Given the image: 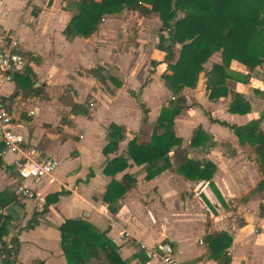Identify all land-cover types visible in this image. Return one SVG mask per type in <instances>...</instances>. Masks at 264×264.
<instances>
[{
  "label": "crops",
  "instance_id": "0c3cea01",
  "mask_svg": "<svg viewBox=\"0 0 264 264\" xmlns=\"http://www.w3.org/2000/svg\"><path fill=\"white\" fill-rule=\"evenodd\" d=\"M74 2L0 0V51L14 39L27 54L24 71L12 75V83L3 88L2 101L13 116V129L25 136L37 158L59 161L50 177L28 184L38 199L19 198L15 195L20 177L12 165L14 157L0 145V204L12 212L0 222V231L7 250L18 241L14 264H66L59 233L66 220H83L105 232L125 264H161L148 259L141 249L142 244L153 246L161 241L171 245L178 264H225L209 257L208 237L221 232L232 238L230 264H264V187L259 186L263 177L256 154L251 146L239 144L226 127L210 120L243 126L262 116L264 131V65L249 72L231 62L232 72L250 75L248 82L228 77L230 89L250 104L245 115L228 113L230 95L210 102L204 74L195 89H184L187 104L192 106L175 119L174 129L188 158L215 166L209 182L187 180L174 165L147 181L143 166L129 162L124 173L133 175L136 185L120 201L118 212L111 214L102 195L112 178L103 174V167L106 160L126 150L134 135L138 143L150 137L159 108L171 98L161 79L165 54L155 47L156 15L143 18L125 11L105 15L91 37L65 38L63 30ZM153 17L158 21L155 36L150 33ZM108 20L112 23L104 25ZM132 23L135 34L130 38L127 28ZM220 61L217 53L205 67ZM97 66L114 72L122 85L115 86V78L106 86L98 82L88 73ZM132 78L134 88L129 83ZM27 83L30 88L23 89ZM26 91L30 94L25 95ZM130 92L139 94L149 110L146 125ZM74 104L87 105L89 114L72 115ZM111 124L125 128L126 135L118 151L105 157L102 150ZM198 127L210 139L205 147L191 148ZM62 190L69 194L50 205L39 216L37 226L25 230L32 215L43 210L45 198ZM123 232L130 233L131 240L125 241ZM86 264L105 262L91 259Z\"/></svg>",
  "mask_w": 264,
  "mask_h": 264
},
{
  "label": "trees",
  "instance_id": "16d2710c",
  "mask_svg": "<svg viewBox=\"0 0 264 264\" xmlns=\"http://www.w3.org/2000/svg\"><path fill=\"white\" fill-rule=\"evenodd\" d=\"M123 11L137 14L143 18L156 15L160 21L156 49L165 54L166 69L161 76L164 87L171 94L170 100L158 110L155 123L152 124L150 137L144 143H138L136 135L127 143L126 150L120 155L108 159L103 167V174L112 178L106 186L102 201L111 214L119 210V203L136 185L133 175L124 173L131 162L143 166L145 180L149 181L167 169L175 166L176 172L190 181H210L215 166L209 161H199L187 157V149L182 148V140L175 132V119L182 111L191 107L187 104L184 89H195L201 74L205 76L207 99L210 102L230 95L228 113L245 115L251 110L249 102L242 94L235 93L228 85V77L248 82L250 75L235 74L230 70L231 62L244 66L249 72L264 65V0H75L71 17L66 24L65 38L94 35L105 15L114 16ZM220 54V63H212L209 69L205 65L215 54ZM23 59L27 54L22 52ZM155 66V63H151ZM98 82L106 86L113 79H118L111 70L97 66L88 71ZM148 82L144 83V85ZM143 85V86H144ZM27 83L23 89L30 88ZM115 86H120L119 79ZM29 91L25 95H29ZM143 113V125L147 124L146 105L139 94L130 92ZM4 105V103H3ZM5 107V105H4ZM10 113V110L5 107ZM72 115L86 116L89 108L85 104L71 106ZM212 123L226 127L237 137L239 144L251 146L256 154V161L264 187V131L261 129L262 116L243 126L230 125L210 118ZM72 125L70 122H65ZM126 130L120 125L111 124L107 133V145L102 153L105 157L116 153L119 144L125 140ZM210 137L200 127L193 132L190 147L206 145ZM123 173V174H122ZM122 174L120 179H115ZM92 173H89V177ZM69 194L59 191L45 198L43 210L35 212L25 230H31L38 224V218L47 213L50 205ZM4 205V204H0ZM262 211V210H261ZM60 244L66 264H86L89 260H100L105 264H125L119 257L117 246L106 237L105 232H98L91 224L83 220H66L59 228ZM2 232L0 231V236ZM209 257L222 259L230 264L229 249L232 238L226 232L215 233L208 237ZM18 241H13V248L4 252L13 260L4 264H14ZM43 264V263H39Z\"/></svg>",
  "mask_w": 264,
  "mask_h": 264
},
{
  "label": "built area",
  "instance_id": "2783aa9c",
  "mask_svg": "<svg viewBox=\"0 0 264 264\" xmlns=\"http://www.w3.org/2000/svg\"><path fill=\"white\" fill-rule=\"evenodd\" d=\"M22 48L17 40H10L5 49L0 51V145L6 153L14 159L12 165L20 177L15 195L19 198L38 199L36 191L29 183H40L50 177L59 165L55 158L48 157L39 160L34 149L29 146L23 134L13 129V116L5 109L2 101V91L5 85L12 83V75L22 73L26 62L22 56ZM7 216L6 207L0 205V222ZM124 240H131L128 232H123ZM148 259H157L161 264H178L174 250L165 241L158 242L153 246L141 245ZM13 260L4 252V242L0 236V264L7 260Z\"/></svg>",
  "mask_w": 264,
  "mask_h": 264
},
{
  "label": "rangeland",
  "instance_id": "374dc122",
  "mask_svg": "<svg viewBox=\"0 0 264 264\" xmlns=\"http://www.w3.org/2000/svg\"><path fill=\"white\" fill-rule=\"evenodd\" d=\"M158 18V17H157ZM150 20H151V22H153V23H149L150 24V28L152 29V32H150L153 36H155L156 34H155V24L156 23H158V21L157 20H155V17H153V18H150ZM159 20V19H158ZM109 23H112L111 22V20H108V22L106 23V24H104V25H106V26H108V24ZM148 24V25H149ZM133 26V27H132ZM158 26H160V21H159V25ZM130 27H132V29L130 28ZM130 27H128L127 28V33H129V36H130V38H132L133 36H134V34H135V32L133 31V29H134V27H135V24L134 23H132V25L130 24ZM150 29V30H151ZM149 45H151L150 43H149ZM137 75L138 76H140L141 75V72L139 71V72H137ZM260 75V81H262V73L261 74H259ZM229 78L230 79H234L233 78V76H229ZM118 79H115L114 81H117ZM134 79L132 78V79H130V81H129V83H130V86L132 87V88H134L135 87V84H134V81H133ZM232 81V80H231ZM228 82H229V79H228ZM120 83V86L122 85V83L121 82H119ZM120 86H117L118 88L120 87Z\"/></svg>",
  "mask_w": 264,
  "mask_h": 264
},
{
  "label": "water",
  "instance_id": "95a60500",
  "mask_svg": "<svg viewBox=\"0 0 264 264\" xmlns=\"http://www.w3.org/2000/svg\"><path fill=\"white\" fill-rule=\"evenodd\" d=\"M6 211H7L8 214L11 215L12 212H11V208L10 207H6Z\"/></svg>",
  "mask_w": 264,
  "mask_h": 264
}]
</instances>
